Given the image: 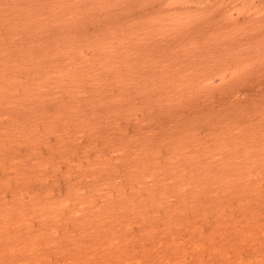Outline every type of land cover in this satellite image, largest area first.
<instances>
[{
    "label": "rangeland",
    "instance_id": "rangeland-1",
    "mask_svg": "<svg viewBox=\"0 0 264 264\" xmlns=\"http://www.w3.org/2000/svg\"><path fill=\"white\" fill-rule=\"evenodd\" d=\"M0 264H264V0H0Z\"/></svg>",
    "mask_w": 264,
    "mask_h": 264
}]
</instances>
